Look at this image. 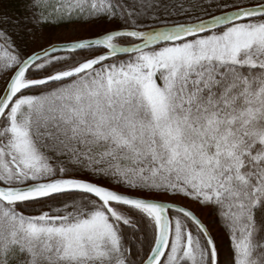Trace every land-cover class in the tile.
I'll return each mask as SVG.
<instances>
[{
	"label": "snow or ice",
	"instance_id": "1",
	"mask_svg": "<svg viewBox=\"0 0 264 264\" xmlns=\"http://www.w3.org/2000/svg\"><path fill=\"white\" fill-rule=\"evenodd\" d=\"M152 7L25 0L33 41L73 16L124 25L37 50L0 29V264H219L190 204L231 264H264V0L159 27Z\"/></svg>",
	"mask_w": 264,
	"mask_h": 264
},
{
	"label": "trees",
	"instance_id": "2",
	"mask_svg": "<svg viewBox=\"0 0 264 264\" xmlns=\"http://www.w3.org/2000/svg\"><path fill=\"white\" fill-rule=\"evenodd\" d=\"M141 0H136L139 4ZM194 0H152L153 7L144 10V15L142 16V22L151 27H159L160 23L164 20L180 21L184 22L192 18L191 15L182 14L184 8H189ZM203 3L204 0H201ZM235 2L241 4V6H253L255 0H235ZM25 0H0V29L6 30L16 44L21 48L25 49V46L30 44L31 49L36 42V38L39 35L52 34L57 30L67 28L69 26H82L88 29V37L98 35L104 31L118 29L124 27L123 22L119 19L108 20L105 17L98 18H87V17H77L73 16L71 20H63L60 22H50L49 24L43 26L42 30L34 29L35 39L25 31V28H33L30 23H25L24 17L27 15L24 8ZM128 4L133 3V0H127ZM227 3H233V0H227ZM207 7V4H204ZM234 8H222L217 9L216 7L211 8L213 14H219L225 11L233 10ZM196 15L201 16V18H208L210 16L202 13L195 12ZM157 16L159 20H153L152 17ZM19 21V23H17ZM121 42V41H118ZM187 202V201H186ZM195 206L196 214L203 220L206 224H209L213 235L216 237L218 245V261L219 264H224V260L227 264H231L232 256V239L228 233L223 228L222 224L218 222V217L215 214H210V208H201L196 204ZM200 211L203 216L201 217L198 213Z\"/></svg>",
	"mask_w": 264,
	"mask_h": 264
},
{
	"label": "rangeland",
	"instance_id": "3",
	"mask_svg": "<svg viewBox=\"0 0 264 264\" xmlns=\"http://www.w3.org/2000/svg\"><path fill=\"white\" fill-rule=\"evenodd\" d=\"M88 29L84 28L82 26H69L64 29H60L55 31L52 34L48 35H39L36 38V42L34 43V46L31 50H37L42 46H47L50 43H59L69 40H75L77 38H88L87 35ZM126 45V44H125ZM3 87V81L0 80V88ZM160 199L168 200V197H159ZM181 203H188L186 201H181ZM191 208L195 209V206L193 204L189 205ZM199 215L201 217H204L203 214L198 211ZM205 219V217H204ZM213 232L215 231L214 228H212ZM224 264H227V261L224 260Z\"/></svg>",
	"mask_w": 264,
	"mask_h": 264
},
{
	"label": "water",
	"instance_id": "4",
	"mask_svg": "<svg viewBox=\"0 0 264 264\" xmlns=\"http://www.w3.org/2000/svg\"><path fill=\"white\" fill-rule=\"evenodd\" d=\"M250 7V6H249ZM235 9H233V10H229V11H234ZM219 14H222V13H219ZM219 14H216V15H219ZM210 17H208V18H204V19H209ZM125 46H127V45H125Z\"/></svg>",
	"mask_w": 264,
	"mask_h": 264
}]
</instances>
